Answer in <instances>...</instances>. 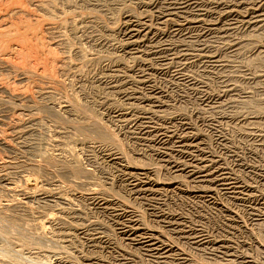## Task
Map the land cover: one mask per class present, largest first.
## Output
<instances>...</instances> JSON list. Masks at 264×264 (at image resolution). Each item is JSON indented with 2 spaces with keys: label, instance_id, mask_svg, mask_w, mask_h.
Returning a JSON list of instances; mask_svg holds the SVG:
<instances>
[{
  "label": "rangeland",
  "instance_id": "obj_1",
  "mask_svg": "<svg viewBox=\"0 0 264 264\" xmlns=\"http://www.w3.org/2000/svg\"><path fill=\"white\" fill-rule=\"evenodd\" d=\"M258 5L0 0V264H264ZM129 15L152 26L130 46ZM200 158L237 188L173 166ZM132 175L157 187L136 193ZM129 209L168 255L128 235Z\"/></svg>",
  "mask_w": 264,
  "mask_h": 264
},
{
  "label": "bare ground",
  "instance_id": "obj_2",
  "mask_svg": "<svg viewBox=\"0 0 264 264\" xmlns=\"http://www.w3.org/2000/svg\"><path fill=\"white\" fill-rule=\"evenodd\" d=\"M28 1V0H27ZM133 2V1H132ZM258 7L254 12L256 13L254 15V17H252V19H249V24H253V23H257V22H261L262 20H264V14H263V9H264V0H258ZM45 5V4H44ZM155 5V4H154ZM41 6V5H40ZM183 6V5H182ZM257 6V5H256ZM177 7V6H176ZM24 8V7H23ZM223 8V7H222ZM22 10V9H21ZM201 10V9H200ZM17 11V10H15ZM206 11V10H205ZM19 12V11H18ZM141 12V11H140ZM178 12V11H177ZM11 13V12H10ZM13 13V11H12ZM15 13V12H14ZM39 13V12H38ZM198 13V11H197ZM222 13V12H221ZM252 13V12H251ZM177 14V13H176ZM229 14V13H228ZM10 15V14H9ZM21 15V14H20ZM130 16V15H129ZM222 16V15H221ZM56 18V17H55ZM189 19V18H188ZM138 18L136 16H130L129 19H127V26L129 25V22L131 21H134V22H137ZM139 21V20H138ZM191 21V20H190ZM264 22V21H263ZM139 23V25H132L130 26V29L127 31L128 32V35H129V42H128V45H136L139 37H137L139 35V33L141 32V30H145V29H149V31L151 30V27L144 21L143 22H137ZM254 24V25H255ZM262 24V23H261ZM199 25V24H198ZM264 25V23H263ZM248 26V25H247ZM250 26V25H249ZM261 26V25H260ZM225 27V26H224ZM262 27V26H261ZM18 28V27H17ZM207 29V28H206ZM258 29V28H257ZM260 29V28H259ZM256 30V29H255ZM1 31V30H0ZM257 31V30H256ZM259 31V30H258ZM24 32V31H23ZM162 32V31H161ZM255 32V31H254ZM1 33V32H0ZM144 33V32H143ZM253 33V31H252ZM259 33V32H258ZM4 34V33H3ZM62 34V33H61ZM147 34V33H146ZM255 34V33H254ZM1 35V34H0ZM5 35V34H4ZM7 35V34H6ZM143 35V34H142ZM262 35V33H261ZM3 36V35H2ZM252 36V35H251ZM255 36V35H254ZM253 38V37H252ZM259 37H257L258 39ZM3 42V41H2ZM5 42V41H4ZM258 42V41H256ZM242 44V43H241ZM5 45V44H4ZM148 46V45H147ZM241 46V45H240ZM13 47V46H12ZM243 47V46H242ZM6 48V47H5ZM4 48V49H5ZM259 48V53L262 52V49H263V44L262 46L258 47ZM22 49V48H21ZM184 49V48H183ZM254 51V50H253ZM257 54V53H255ZM29 55V54H28ZM261 55V54H260ZM256 56V55H255ZM260 57V56H259ZM255 59V58H254ZM251 60V59H250ZM260 60V59H259ZM263 60V58H262ZM253 61V60H252ZM7 63V62H6ZM252 63V62H251ZM254 63H255V60H254ZM257 63V62H256ZM18 64V63H16ZM253 64V63H252ZM258 64V63H257ZM264 64V62H263ZM16 67V66H15ZM18 67V65H17ZM30 67V66H29ZM62 67V66H61ZM65 67V66H64ZM262 67V65H261ZM260 67V68H261ZM7 69V68H6ZM23 70V69H22ZM25 71V70H24ZM23 72V71H22ZM21 72V74H22ZM45 73V72H44ZM48 74V73H47ZM26 76V75H25ZM31 76V75H30ZM178 76V75H177ZM27 77V76H26ZM54 80V79H53ZM8 83V82H7ZM54 84V83H53ZM6 87V86H4ZM257 88V87H256ZM9 89V87H8ZM16 89V88H15ZM49 89V88H48ZM47 89V90H48ZM16 91V90H15ZM24 91V90H23ZM4 92V91H3ZM8 92V90H7ZM26 93V92H25ZM31 93V92H30ZM29 93V94H30ZM35 93V92H34ZM17 94V93H15ZM20 94V93H19ZM38 94V93H37ZM32 95V93H31ZM221 95V94H220ZM20 96V95H19ZM24 96V94H23ZM27 96V95H26ZM15 97V96H14ZM27 97H30L27 96ZM21 98V97H20ZM24 98V97H23ZM22 99V98H21ZM31 101V99H29ZM26 103V102H25ZM249 104V103H248ZM217 106V105H216ZM33 107V106H32ZM75 107V106H74ZM255 107V106H254ZM154 110V109H153ZM262 116V115H261ZM235 118V117H234ZM251 118H254L253 116ZM248 119V118H247ZM256 119V118H255ZM250 122V121H249ZM248 123V122H247ZM246 123V124H247ZM257 123V122H256ZM249 125V124H248ZM11 127V126H10ZM85 127V126H84ZM25 128V127H24ZM81 129V128H80ZM12 131V130H11ZM98 132V131H97ZM100 134V133H99ZM102 134V133H101ZM103 136V135H102ZM169 136V135H168ZM14 137V136H13ZM4 138V137H3ZM1 139V138H0ZM1 141V140H0ZM180 141L182 140H178V142L180 143L181 146H187L188 144H183L181 143ZM184 141V140H183ZM195 144V143H194ZM190 145V144H189ZM2 147V146H1ZM51 152V151H50ZM123 153V152H122ZM62 156V155H61ZM123 156V155H122ZM34 159V158H33ZM52 159V158H51ZM123 160V159H122ZM62 161V160H61ZM127 161V160H126ZM174 167L178 168V169H188L187 170V175L190 176L191 180H196V182H206L207 184L209 185H212V184H219L221 186H224V185H231V187H229L230 189L232 188H237L236 186V183L232 180L233 178H231L230 176L227 175V173L224 171V168L221 167V166H215V164H213V161L210 159V161L207 159L204 160V158H200L199 159V162L197 163H194V164H191V165H184V164H179V163H174L173 164ZM133 167V166H132ZM39 170V168H38ZM37 170V171H38ZM79 170V169H78ZM73 172V171H72ZM88 172V171H86ZM226 173V174H225ZM133 174V173H132ZM152 174V173H151ZM27 175V174H26ZM148 175V173H147ZM188 176V177H189ZM264 176V175H263ZM148 177V176H147ZM30 178V177H29ZM25 179L24 182H25V188L26 189H32L34 186H35V183L34 180H31V179ZM80 178V177H79ZM142 178V177H141ZM141 178L139 179L138 176H131V180L133 182V184L136 186V189H135V192L136 193H140V192H151L153 191L154 189H152L153 186H155V188L157 187V182L155 183L154 179L152 178V184H150L151 186L147 187V183L149 182H145V181H142ZM150 178V177H149ZM34 179V178H33ZM150 180V179H149ZM188 180V179H187ZM11 182V181H10ZM16 182V181H15ZM12 184V183H11ZM142 184V185H141ZM159 184V183H158ZM10 185V184H7V186ZM133 185V186H134ZM140 185V186H139ZM145 186V187H144ZM24 187V186H23ZM40 187V186H39ZM212 187V186H211ZM228 187V186H227ZM12 188V186H11ZM15 188V187H14ZM13 188V189H14ZM154 188V187H153ZM201 188V187H199ZM203 188V187H202ZM2 189V188H1ZM19 189V188H18ZM209 190L205 191V193H211L212 191H210L212 188H208ZM4 190V189H3ZM157 190V189H156ZM9 191V190H8ZM23 191V190H22ZM158 191V190H157ZM7 192V191H6ZM26 193V192H25ZM60 195V194H59ZM58 196V195H57ZM23 198V197H22ZM50 198V197H49ZM8 199V198H7ZM48 199V198H47ZM65 199V198H64ZM67 199V198H66ZM29 200V199H28ZM60 200V199H59ZM39 201V200H38ZM61 201V200H60ZM64 201V200H63ZM14 202V201H13ZM125 202V201H124ZM60 203V202H59ZM63 204V203H62ZM16 205V204H15ZM60 205V204H59ZM61 206V205H60ZM64 207V205H63ZM61 208V207H60ZM121 208V207H120ZM64 209V208H63ZM62 209V210H63ZM69 209V208H68ZM61 210V209H60ZM129 211L131 212V216H129V225L127 226V229H126V232L128 233V235H134L135 237L133 238V240L135 239L137 242L139 243H143L145 244L146 247H150L149 249H152V251L156 252V253H159V254H162V255H168L169 252H171L173 249H174V245L173 242H171L172 244H170L168 242L167 239H164L162 238L161 236V233H159L158 230H153V229H150L148 228L144 222V219H143V216L141 215V213H137L134 209H129ZM236 211V210H235ZM2 212V210H1ZM0 212V217L2 218V222H4V225H1L3 228H5L4 226H6L8 223L10 224V219L7 217V216H4L2 213ZM64 212V211H63ZM129 214V213H128ZM127 214V215H128ZM50 217H51V214H50ZM264 219V218H263ZM264 223V222H263ZM12 224V223H11ZM31 224V223H30ZM29 224V225H30ZM46 220L45 222L44 221H39L36 223V228L39 230L37 232L38 235H42L43 233H45V230H46ZM260 224L261 221H260ZM171 225V223H170ZM259 225V224H258ZM264 225V224H262ZM11 226V225H10ZM18 226V225H17ZM23 227V226H22ZM30 227V226H29ZM35 227V226H34ZM261 228V227H260ZM180 229V228H179ZM162 230V229H161ZM37 231V230H36ZM163 234V233H162ZM194 235V234H193ZM16 236V235H15ZM44 236V234H43ZM55 236V235H54ZM128 236V237H129ZM196 238L199 239V241L201 243H205L207 242V239L205 237H203V235L199 234V235H195ZM22 237V236H21ZM165 237V236H163ZM56 238V237H55ZM132 238V236H131ZM209 239V238H208ZM196 241V239H195ZM62 242V241H61ZM216 242V241H214ZM23 251V250H22ZM9 255V254H8ZM259 255V254H258ZM184 257V256H183ZM182 258V257H181ZM187 259V258H186Z\"/></svg>",
  "mask_w": 264,
  "mask_h": 264
}]
</instances>
